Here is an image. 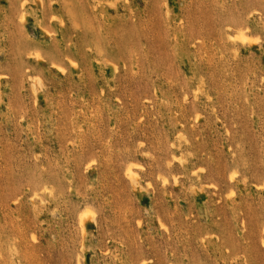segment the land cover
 <instances>
[{"label":"rangeland","instance_id":"rangeland-1","mask_svg":"<svg viewBox=\"0 0 264 264\" xmlns=\"http://www.w3.org/2000/svg\"><path fill=\"white\" fill-rule=\"evenodd\" d=\"M0 264H264V0H0Z\"/></svg>","mask_w":264,"mask_h":264},{"label":"bare ground","instance_id":"bare-ground-1","mask_svg":"<svg viewBox=\"0 0 264 264\" xmlns=\"http://www.w3.org/2000/svg\"><path fill=\"white\" fill-rule=\"evenodd\" d=\"M238 34H239V33H238ZM239 36L242 37V39L245 40V41L248 39V37H247L244 33H241V35H239ZM36 56H37V55H36ZM72 63H73V62H72ZM59 68H60V67H59ZM60 69H61V68H60ZM62 71H63V70H62ZM128 169H129V168H128ZM129 170H130V169H129ZM129 172H130V171H129ZM130 173H131V172H130ZM127 175H128V174H127ZM131 176H132V173H131ZM131 176H130V177H131ZM130 177H129V178H130ZM132 178H133V177H132ZM164 178H165V177H164ZM84 210H85V211H84V212L82 211L83 213H81V217H85V216L89 213V211H90V210H88L87 208L84 209ZM89 215H90V214H89ZM81 217H80L79 219L82 220ZM81 223H82V222H81ZM82 227H83V226H82ZM82 230H84V229L82 228ZM82 233H83V232H82ZM34 240H35V239H34Z\"/></svg>","mask_w":264,"mask_h":264}]
</instances>
